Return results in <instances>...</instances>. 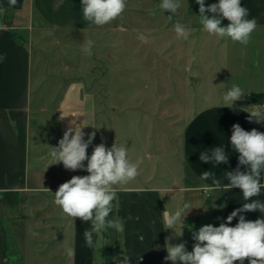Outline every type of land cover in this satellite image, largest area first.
Listing matches in <instances>:
<instances>
[{
  "label": "crops",
  "instance_id": "0c3cea01",
  "mask_svg": "<svg viewBox=\"0 0 264 264\" xmlns=\"http://www.w3.org/2000/svg\"><path fill=\"white\" fill-rule=\"evenodd\" d=\"M212 3L219 0H205L206 7ZM187 6L199 13L196 0H187ZM241 6L248 9V19L257 21L247 45L206 34L225 45L220 73L225 81L224 94L237 85L243 90L244 98L228 105L224 102L207 106L188 122L182 136V162L192 184L181 185L175 180L172 186L162 182L153 186L155 179L146 173L147 166L152 170L146 144L143 150H135L128 158L141 160L145 168L138 170L135 179L113 186L116 199L108 217L119 219L124 230L94 233V246L88 247L83 233L91 228V222L65 215L54 203V194L73 176L89 173L83 169H66L51 156V148L58 147L69 127L79 126L85 141L95 133L87 149L90 157L101 144L98 138L102 119L96 100L86 93L84 84H71L57 107L58 127L53 132V127L33 109V57L25 37L31 30L26 19L33 13L55 31L64 33L82 34L97 25L84 19L81 0H16L15 6H10L9 0H0V264H121L124 256L130 257L131 264H172L165 259L166 239L172 245L186 242V249L191 252L196 243L193 232L200 227L226 223L228 215L244 203L253 200L264 203V170L260 176V194L248 201L239 188L217 190L211 178L200 179L204 171H210L222 186L229 184L226 172L237 169L239 156L230 142L234 124L245 131L256 129L264 133V123L249 121V113L256 108L264 109V0H241ZM8 13H12V19L7 22ZM228 23L222 19L221 26ZM236 102L245 103L237 106ZM149 142L148 139L146 143ZM218 146L225 147L227 163L200 161L201 152L207 150L210 154ZM83 163L86 168L87 160ZM239 168L247 172L246 166ZM185 203L191 205V210L183 224L177 222L174 229H165L162 212H174ZM239 215L246 221L264 219L259 209ZM239 215L228 226L234 227ZM189 236L193 242L188 246ZM69 247L75 250L71 258L65 251ZM244 264L249 261L245 259Z\"/></svg>",
  "mask_w": 264,
  "mask_h": 264
},
{
  "label": "rangeland",
  "instance_id": "374dc122",
  "mask_svg": "<svg viewBox=\"0 0 264 264\" xmlns=\"http://www.w3.org/2000/svg\"><path fill=\"white\" fill-rule=\"evenodd\" d=\"M180 2L168 22L173 14L160 9L161 0H126L120 17L82 34L55 31L36 13L26 19L31 26L25 42L33 57V109L56 132L64 92L71 84H84L102 119L98 141L106 148L125 146L128 155L146 144L152 161L146 173L155 179L153 186H172L175 180L192 184L182 162L184 130L199 111L224 103L220 73L225 45L206 34L187 0ZM11 19L8 13L5 20ZM176 22L191 30L187 39L175 33ZM88 40L94 42L91 56L82 51ZM143 168L140 163L138 170Z\"/></svg>",
  "mask_w": 264,
  "mask_h": 264
},
{
  "label": "clouds",
  "instance_id": "9594fccd",
  "mask_svg": "<svg viewBox=\"0 0 264 264\" xmlns=\"http://www.w3.org/2000/svg\"><path fill=\"white\" fill-rule=\"evenodd\" d=\"M196 3L199 5V22L205 32L218 38H230L233 42L243 45L249 43L251 34L257 28V21L255 18H247L249 11L241 6V0H219V3H212L207 7L205 0H196ZM9 4L15 6L16 0H9ZM81 5L86 21L103 26L123 14L126 0H81ZM159 7L163 12L167 10L173 14L166 18L168 22H172L174 15L181 8V2L180 0H161ZM205 13H211L212 16L209 17ZM222 19L229 21L227 26H221ZM174 30L178 37L184 39L188 38L191 31L179 22L174 24ZM93 43L92 40H88L82 49L88 56L92 55ZM243 98V90L237 85H233L223 96L226 105ZM249 121L264 123V109L256 108L249 113ZM81 129L79 126L75 129L69 127L64 132L63 138L59 140L58 147L51 148V156L58 163L62 162L66 169L72 171L83 169L89 174L73 176L69 181L62 183L54 194V203L73 220L79 218L83 222H91V228L86 229L83 235L86 246L93 247L94 233L106 229H113L116 232L124 230L119 219H108L113 211L112 202L116 199L113 186L135 179L139 174L138 167L142 161L130 162L127 148L117 143H114L111 148H106L101 143L88 157L87 149L95 138V133L90 134L85 141ZM230 142L239 156L237 169L226 172L229 184L222 186L220 180L216 179L214 173L210 171H204L200 179L211 178L217 190L221 187L225 190L239 188L242 190L244 200L248 201L258 196L262 187L260 176L261 171L264 170V133L256 129L245 131L239 124H234ZM85 160H87L86 168L83 163ZM200 161L214 162L216 165L227 163L225 147H215L210 154L207 150L201 152ZM241 165L247 167V172L240 171ZM205 191H208L207 186ZM257 209L264 213V203L253 200L250 203H244L242 208L228 215L226 223H221L218 227L211 224L200 227L197 232H193L196 243L191 252L187 251L186 242L172 245L166 239L165 248L168 255L165 259L172 261V264L177 262L180 264H236V262L244 264L245 259L249 261V264H264V219L246 221L243 215H239L241 212ZM190 210L191 205L188 203L174 212L164 210L162 219L165 229H174L177 222L183 224ZM238 215L239 222L234 227L228 226ZM65 251L69 258L75 255V250L71 247ZM121 264H131L130 257L124 256Z\"/></svg>",
  "mask_w": 264,
  "mask_h": 264
},
{
  "label": "trees",
  "instance_id": "16d2710c",
  "mask_svg": "<svg viewBox=\"0 0 264 264\" xmlns=\"http://www.w3.org/2000/svg\"><path fill=\"white\" fill-rule=\"evenodd\" d=\"M243 103H245V102H236L235 105L238 106V105H241V104H243Z\"/></svg>",
  "mask_w": 264,
  "mask_h": 264
},
{
  "label": "built area",
  "instance_id": "2783aa9c",
  "mask_svg": "<svg viewBox=\"0 0 264 264\" xmlns=\"http://www.w3.org/2000/svg\"><path fill=\"white\" fill-rule=\"evenodd\" d=\"M262 107H264V105Z\"/></svg>",
  "mask_w": 264,
  "mask_h": 264
}]
</instances>
